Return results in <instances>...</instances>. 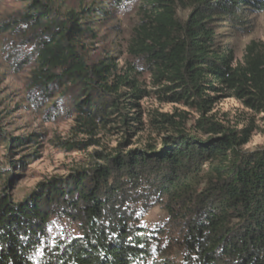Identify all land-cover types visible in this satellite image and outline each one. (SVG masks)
Wrapping results in <instances>:
<instances>
[{
    "label": "trees",
    "instance_id": "1",
    "mask_svg": "<svg viewBox=\"0 0 264 264\" xmlns=\"http://www.w3.org/2000/svg\"><path fill=\"white\" fill-rule=\"evenodd\" d=\"M111 2L114 8L139 5L127 53L149 73L157 88L152 94L198 118L188 130L184 112L159 114L151 119L167 134L159 148L96 154L89 170L39 183L18 203L5 182L0 264H264V148L242 150L253 128L239 130L208 116L219 97L264 114V43L251 42L242 62H235L216 34L217 22L241 23L264 13V0ZM179 11L187 12L185 18ZM104 14L94 6L61 13L49 0H32L24 15L37 45L32 87L47 99L76 90L74 130L92 137L115 121L127 131L129 122L140 124L139 116H128L137 107L131 100L150 95L131 75L137 68L116 74L108 59H87L85 41ZM9 142L12 148L36 143ZM60 145L65 152L83 147ZM149 207L162 208L177 226L180 239L171 238V244L179 262L140 224V212ZM58 217L74 222L79 234L49 237V224ZM158 234L166 239L170 232Z\"/></svg>",
    "mask_w": 264,
    "mask_h": 264
},
{
    "label": "rangeland",
    "instance_id": "2",
    "mask_svg": "<svg viewBox=\"0 0 264 264\" xmlns=\"http://www.w3.org/2000/svg\"><path fill=\"white\" fill-rule=\"evenodd\" d=\"M31 1L0 2V171L3 172L0 191L3 184L9 182L7 193L18 203L39 183L54 178L66 179L76 171L89 170L97 160L96 154L113 156L116 151L126 153L147 146L157 149L167 136L164 130H157L151 124V119L159 114L184 112L186 129H191L198 115L181 105L160 101L152 94L157 88L153 87L149 73L127 53L133 30L140 21L139 5L114 8L111 0H49L61 13L70 9L79 12L90 6L101 8L105 14L93 22L94 37L84 44L87 59L91 63L108 59L116 66V74L137 68L131 73L136 85L150 93L139 101L131 100L137 107L128 116H139L140 124L129 122L133 127L128 131L115 121L99 128L94 137L77 133L73 104L78 92L72 89L61 99L60 95L47 99L32 87L31 80L38 65L37 45L24 19ZM179 14L185 18L187 12L179 11ZM216 34L220 48L231 50L235 62H242L251 42L264 43V13L249 15L241 23L217 22ZM208 116L239 130L253 128L242 150L264 148V114L249 111L233 98L219 97ZM118 118V115L113 116V120ZM15 138H30L36 143L12 148L9 140ZM60 143L83 144V147L65 152ZM33 153L35 157L23 161L24 156ZM140 222L158 236L159 249L165 251L170 260L179 262L180 253L175 243L171 244V238L180 239L179 231L165 211L149 207L140 212ZM159 230L170 232L169 238L159 237ZM78 234L77 225L68 219L53 218L49 224V237L72 238Z\"/></svg>",
    "mask_w": 264,
    "mask_h": 264
}]
</instances>
